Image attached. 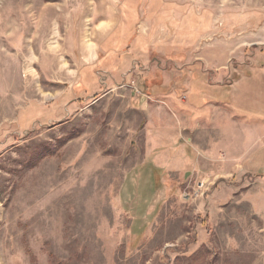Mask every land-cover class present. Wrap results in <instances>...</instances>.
<instances>
[{
	"label": "rangeland",
	"instance_id": "374dc122",
	"mask_svg": "<svg viewBox=\"0 0 264 264\" xmlns=\"http://www.w3.org/2000/svg\"><path fill=\"white\" fill-rule=\"evenodd\" d=\"M204 86L264 121V0H0V264H264V165L188 143Z\"/></svg>",
	"mask_w": 264,
	"mask_h": 264
},
{
	"label": "crops",
	"instance_id": "0c3cea01",
	"mask_svg": "<svg viewBox=\"0 0 264 264\" xmlns=\"http://www.w3.org/2000/svg\"><path fill=\"white\" fill-rule=\"evenodd\" d=\"M209 90L205 86L200 90L196 87L195 91L193 89L194 95L190 96L188 105H181L189 115L188 143L192 145L196 153H199L195 159L198 163L202 161L211 163L214 159L218 160L217 155L222 152L225 156V164L234 167L233 172L238 173V177L245 173H258L264 165V121L252 118L245 111L246 107L240 106L241 109H238V106L234 107L235 103L229 102L226 98L227 95L223 93L211 99L212 95ZM141 108H146V103H142ZM165 120L161 121L160 132L163 136H167L171 143L168 146L171 147L179 136L177 131H179L181 122L178 118L174 120L166 117ZM165 124L167 128L164 127ZM229 127L239 136L233 146L227 145L228 147L224 148L225 142L223 140L228 136ZM171 148L167 149L169 154ZM194 156V152L188 154L186 162L188 167L195 161V159H192ZM245 184L246 182H242L237 185L235 187L237 191L234 192L237 193L244 189L243 201L241 202H247L254 210L259 197L264 195L260 193V189H264V183L252 182L250 185ZM225 194L227 195V193ZM238 197L236 202L241 200L239 195ZM262 199L260 201H264V196ZM212 202H214V199L210 201V203Z\"/></svg>",
	"mask_w": 264,
	"mask_h": 264
},
{
	"label": "built area",
	"instance_id": "2783aa9c",
	"mask_svg": "<svg viewBox=\"0 0 264 264\" xmlns=\"http://www.w3.org/2000/svg\"><path fill=\"white\" fill-rule=\"evenodd\" d=\"M263 173H264V167H263ZM199 192H200L199 189H198V190H195V189L192 190V189H191V193H189V194L195 195V196L197 197V196L201 193V192H200V193H199ZM189 194H188V195H189Z\"/></svg>",
	"mask_w": 264,
	"mask_h": 264
},
{
	"label": "bare ground",
	"instance_id": "6f19581e",
	"mask_svg": "<svg viewBox=\"0 0 264 264\" xmlns=\"http://www.w3.org/2000/svg\"><path fill=\"white\" fill-rule=\"evenodd\" d=\"M31 64V63H30Z\"/></svg>",
	"mask_w": 264,
	"mask_h": 264
}]
</instances>
